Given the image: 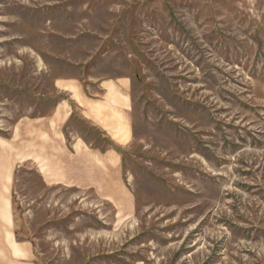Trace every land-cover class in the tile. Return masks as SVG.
Masks as SVG:
<instances>
[{
	"label": "rangeland",
	"instance_id": "rangeland-1",
	"mask_svg": "<svg viewBox=\"0 0 264 264\" xmlns=\"http://www.w3.org/2000/svg\"><path fill=\"white\" fill-rule=\"evenodd\" d=\"M0 264H264V0H0Z\"/></svg>",
	"mask_w": 264,
	"mask_h": 264
},
{
	"label": "crops",
	"instance_id": "crops-1",
	"mask_svg": "<svg viewBox=\"0 0 264 264\" xmlns=\"http://www.w3.org/2000/svg\"><path fill=\"white\" fill-rule=\"evenodd\" d=\"M119 83L122 84L121 82L117 83L116 81L106 82V87H112V91H108L109 95H107V98H105V101H103L105 103L102 104V106H104V111H102L103 113L101 115L93 114L90 116L92 118H95L98 127L104 128L106 130L108 129L110 133L114 134V137L125 140L131 134L128 125L129 120L127 119V114L131 106L127 97L117 96L114 92V86H118ZM74 91L77 95L76 98L80 101L81 106H87L88 108H96L97 105L101 106V104L97 103L95 100H89L88 98H86V100L84 101V97H81L82 95H80V91L77 89H74ZM83 145H85V143H83L82 141L78 142L76 143V148H79V150H81V147L83 148ZM59 147L60 149H62V152L63 149L67 150L63 145H60Z\"/></svg>",
	"mask_w": 264,
	"mask_h": 264
}]
</instances>
